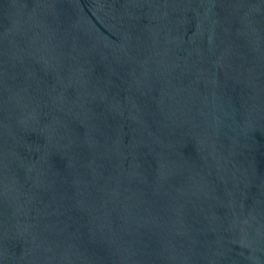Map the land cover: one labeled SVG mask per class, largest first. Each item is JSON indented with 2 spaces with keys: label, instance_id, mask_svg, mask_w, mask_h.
<instances>
[{
  "label": "water",
  "instance_id": "95a60500",
  "mask_svg": "<svg viewBox=\"0 0 264 264\" xmlns=\"http://www.w3.org/2000/svg\"><path fill=\"white\" fill-rule=\"evenodd\" d=\"M0 264H264V0H0Z\"/></svg>",
  "mask_w": 264,
  "mask_h": 264
}]
</instances>
